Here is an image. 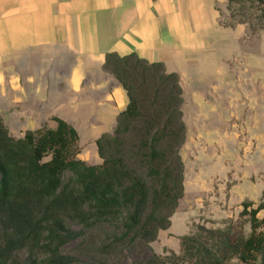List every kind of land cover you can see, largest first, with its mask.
Returning <instances> with one entry per match:
<instances>
[{
    "label": "crops",
    "instance_id": "0c3cea01",
    "mask_svg": "<svg viewBox=\"0 0 264 264\" xmlns=\"http://www.w3.org/2000/svg\"><path fill=\"white\" fill-rule=\"evenodd\" d=\"M229 21L226 0H0L1 121L23 137L58 117L75 129L78 157L98 164L95 139L114 130L128 103L103 67L106 54L134 53L177 74L184 148L192 149L181 154L183 193L191 165L195 192L209 191L217 175L225 190L218 201L233 209L187 202L177 213L181 193L151 243L156 253H176L194 215L236 217L242 200L258 202L264 190L262 33L248 49L244 24Z\"/></svg>",
    "mask_w": 264,
    "mask_h": 264
},
{
    "label": "trees",
    "instance_id": "16d2710c",
    "mask_svg": "<svg viewBox=\"0 0 264 264\" xmlns=\"http://www.w3.org/2000/svg\"><path fill=\"white\" fill-rule=\"evenodd\" d=\"M232 1L241 0H226L228 9ZM252 2L262 15L264 0ZM103 67L128 103L114 130L95 139L98 164L78 157L77 133L58 117L23 137L0 118V264H264V190L258 202L242 200L236 217L179 236L176 253L153 251L183 193L172 149L184 136L178 77L134 53H107ZM126 136L135 151L122 148Z\"/></svg>",
    "mask_w": 264,
    "mask_h": 264
},
{
    "label": "rangeland",
    "instance_id": "374dc122",
    "mask_svg": "<svg viewBox=\"0 0 264 264\" xmlns=\"http://www.w3.org/2000/svg\"><path fill=\"white\" fill-rule=\"evenodd\" d=\"M230 5H231V8L228 9L229 15H230L229 25H232L234 23H243L244 24L243 25L245 27L244 31L248 35V37L246 36V38L248 40L246 46L248 47V49H251V47H254L255 43L258 44V40H259L261 33H262V41L264 44V12L261 15V8L262 7H258V5H256L254 2H252V0L232 1V3ZM263 8H264V6H263ZM260 15H261V17H260ZM263 56H264V50H263ZM175 126H176V124L174 125V127ZM161 127H162V125H161ZM174 131L177 132V130H175V128H174ZM185 131H186V127L184 125V136H185ZM132 134L133 133H129L128 136H130ZM16 136H18L17 133H15V137ZM128 136H126V141L124 142L122 148H124L128 152L135 151L136 150L135 146L137 144V141H136V139H134L132 137H128ZM184 136L182 137L181 143L177 147L178 149L174 145H172L173 146L172 149H176L178 151L180 158H181V161H182L181 154L185 150L190 149V148H184V143H185ZM165 144L166 143H163V145H165ZM189 151L191 152L192 149H190ZM189 155H191V154L189 153ZM187 158L189 159V156ZM87 160L89 161V159H87ZM136 160L137 159H135L134 161H136ZM136 162L138 163L139 161L137 160ZM182 164H183V161H182ZM201 167H203V164L201 165ZM182 169H183V165H182ZM193 170H194V168L191 167V165L188 166V168L185 170V171H188L187 176L185 177V179H186V184H185V188H184L185 191L179 200L180 207H179V210L177 213H179L180 210L187 205L186 204L187 202L194 203V205H195L194 208H198L201 205V207H202V208L200 207L201 209H206L208 206V208L210 207L216 213L218 212L217 208L221 205L228 206L229 208L233 209V207L229 206L228 203L218 201V197H220V194L224 195L223 193H225V190L223 189L224 184L220 180V177L217 175L214 178V181H212L211 183H208L209 185L207 184V187L209 188L207 190H209V191L199 192V193L195 192V188H194L195 186L193 185V181L194 180L196 181L197 179H200V178L194 177V175L192 174ZM200 172H201V175L203 177L207 178L206 168L203 167V169H201ZM192 188H193V190H192ZM194 197H197V198L200 197V199L195 200ZM185 199L188 201H186ZM195 202H198V203L195 204ZM191 203H188V204L190 205ZM203 213L205 215L203 214L202 217L199 215H194V217H192V221H191L192 227L190 229V232L194 231L196 225H198V222L205 223L207 226H209L208 224H210L211 223L210 221H212V220H209L208 216L213 217L214 214L212 213L210 215V212L208 210H207V212H203ZM231 218H234V217H231ZM244 230H247L246 224H245ZM157 242L161 243L162 240H157ZM74 246H75V243L71 242V244L69 245L67 250L68 251L74 250V248H73ZM169 252L170 251H164L163 253H169ZM97 260L91 259L89 261V260H86L84 258L83 261L81 260V263H77V264H97L96 263Z\"/></svg>",
    "mask_w": 264,
    "mask_h": 264
}]
</instances>
